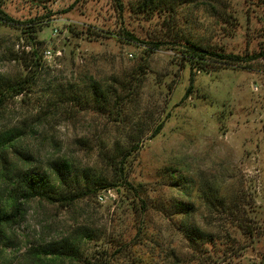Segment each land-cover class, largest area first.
Listing matches in <instances>:
<instances>
[{"label":"rangeland","instance_id":"1","mask_svg":"<svg viewBox=\"0 0 264 264\" xmlns=\"http://www.w3.org/2000/svg\"><path fill=\"white\" fill-rule=\"evenodd\" d=\"M133 1L0 0L25 23L0 22V74L36 79L0 109V130H25L40 172L67 158L114 183L115 164L140 144L125 171L148 200L140 212L125 186L71 208L35 198L0 261L20 264L31 246L86 225L102 234L89 255L110 264H264V0H177L176 18ZM180 32L242 60L191 70L172 43ZM34 48L38 68L23 62ZM92 81L111 92L104 108ZM182 206L212 243L183 231Z\"/></svg>","mask_w":264,"mask_h":264},{"label":"trees","instance_id":"2","mask_svg":"<svg viewBox=\"0 0 264 264\" xmlns=\"http://www.w3.org/2000/svg\"><path fill=\"white\" fill-rule=\"evenodd\" d=\"M116 1L122 7L121 0ZM151 4L156 5V7L165 4L169 8L166 10L169 16L176 18L175 7L181 2L177 0H135L131 3L135 9L142 11L149 9ZM29 21L33 25L38 23L32 19ZM0 22L9 25L25 24L9 16L1 8V4ZM30 27L34 29V26ZM31 37L34 38L35 35H31ZM125 37L132 41L136 40L129 32L126 33ZM172 43L183 51L184 63L190 65L191 70L196 68L202 70L211 61L231 65L242 60L240 55L201 46L183 32L176 35ZM149 44L152 45V48H158L160 45L156 42ZM38 49L34 48L32 50V55L35 58H30L28 62L23 60L26 65L35 68L41 66ZM34 80L36 79L30 75L12 79L0 74V109L4 108L10 100L29 90L28 88L32 87ZM92 82L94 83L91 85L94 102L98 107L104 108L108 102L105 95L111 92L101 88L96 81ZM1 113L2 111H0V116ZM25 135L26 132L21 127H7L0 130V248L8 245V229L24 221L27 212L25 205L35 198L71 208L80 199L89 195H103L104 191L109 190L111 187H116L118 192H121L120 188L125 186L132 193V197L126 195L128 199L133 198V200L140 201V212L145 211L144 208L148 204L145 196L146 192L142 184L130 182L128 179L129 172L128 170L125 171L130 168L129 158L135 151L140 149V144L133 146V149H129L115 164L121 174L117 178L118 183H114L109 182L107 177L96 172L95 167L82 166L67 158L56 159L49 163L46 169L48 168L50 173L40 172L33 164L32 155L23 146ZM80 172L82 173L81 181L79 180ZM133 206L135 205L133 204ZM182 213L185 214V219L182 221L183 231L188 236L199 239L205 238L206 242L209 240L212 243L216 234L207 233L197 225L193 220L195 209L185 206ZM236 227L242 230L241 225ZM100 235L102 234L96 229L86 225H78L69 234L59 239L31 246L20 264H110L104 257L100 259L90 256L85 248L86 244L95 241ZM117 252L121 253L122 248L117 249ZM0 264L3 263L0 261Z\"/></svg>","mask_w":264,"mask_h":264},{"label":"built area","instance_id":"3","mask_svg":"<svg viewBox=\"0 0 264 264\" xmlns=\"http://www.w3.org/2000/svg\"><path fill=\"white\" fill-rule=\"evenodd\" d=\"M47 53H49V54H50V53H51V51H48Z\"/></svg>","mask_w":264,"mask_h":264},{"label":"water","instance_id":"4","mask_svg":"<svg viewBox=\"0 0 264 264\" xmlns=\"http://www.w3.org/2000/svg\"><path fill=\"white\" fill-rule=\"evenodd\" d=\"M107 193V192H106Z\"/></svg>","mask_w":264,"mask_h":264}]
</instances>
